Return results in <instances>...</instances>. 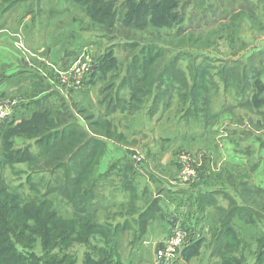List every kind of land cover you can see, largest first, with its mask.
Here are the masks:
<instances>
[{"label": "rangeland", "instance_id": "1", "mask_svg": "<svg viewBox=\"0 0 264 264\" xmlns=\"http://www.w3.org/2000/svg\"><path fill=\"white\" fill-rule=\"evenodd\" d=\"M79 1L80 3H77L75 0H2L0 10H3L2 8L6 7L5 10H7L6 12L8 17H12V25L8 26L7 31H5L7 36L10 38L9 41L12 42L14 49V42L17 40L14 36H12V34L20 32L12 31L10 29H13V27L16 28L18 23L22 21L24 15L28 13V15L31 16L30 19L32 22L30 23H37V25L38 22L39 24L41 23L40 25L43 26L42 31L44 32V36L49 35L50 47H54V58L57 59L61 57V59H64L63 64L66 66L62 67L59 65L63 70L68 68L71 62L83 51L88 53L90 52L94 56L95 63L102 58L103 65L100 66L99 69H96L92 73L91 71L93 69H90L83 76V79L80 82V88H83L84 90L80 93L77 87H66L65 85L57 86L56 81H58L59 77H57V75H59V73L57 72L56 74L53 71L55 70L53 67H57V65L50 61L49 57L43 58L40 55L37 56L36 54L30 57L31 63H34V60L40 62L41 64L44 63L47 66L43 67L40 63L38 64L44 69L48 67L49 72L52 71L51 76H49V72H47L48 75H45L49 78V81H52V88L57 90V92H52L54 93V95L51 94L52 100L55 101V103L57 102L60 104L61 111L63 113H67L68 116L64 121L69 125H65L68 127L73 126V128L77 131L81 129L83 133V137L81 139L86 141L88 138H95V133L91 131V128L94 131H97V129L94 124L93 126L91 125V121L97 119L101 113H99L101 110V104L99 101L105 95H109L108 98L116 95V87L119 83V79L125 72L124 64L130 58L132 53H136L140 47L138 46L137 48L132 49L129 46H125L124 44L127 41H136L138 44L154 41L164 47V56L157 60L156 72H160L165 67V63L171 61L176 54H183L186 51L192 52V55H195L196 58L198 57L197 59L193 58L194 60H189L185 57L181 58L177 64L178 69H180L179 72H184V77L187 81H190L192 70L197 67V64L200 61L205 62L204 60H201L205 56H213L220 59L218 61H222L221 59H226L231 56H243L249 54L253 51L252 47L258 46L257 44L259 39L263 38L264 35V10L254 14L253 9L248 8L246 13L240 12L238 13L239 16H236L234 19H229L228 21L221 23L225 25L218 24L214 27L211 26L215 23L212 19H216L218 16L222 17L227 15V13H231L236 10L240 3L238 0H233L232 2L228 1L229 3H227L226 0H186V8L182 11V18H180L181 13H178L176 17H173L170 28L161 24L160 19L163 13L168 15L172 12V5H174V1L176 0H166L162 3V6L150 12L148 16V24L141 30L135 29L131 25L122 24L121 19L116 16L114 26L109 30L104 23H99L96 20V17L94 18L96 14L88 13L89 8H85V6H83L84 4L81 5V0ZM107 1L108 2L103 4V9L105 10L106 8H109V6L115 5V9L117 7L115 13L118 12L122 17L129 8L128 1L131 0ZM151 1L153 0H141L140 4L142 6H146V2ZM177 1L180 2L184 0ZM137 3L136 6L138 7ZM192 4L195 8L191 6ZM207 5L210 7L209 10H206ZM93 6H97V4H93ZM21 15L22 17L20 18ZM179 27H182L183 29L180 34H175L173 36L166 34L168 32H174ZM20 37H23L22 34H20ZM23 39L24 38H22V41L24 42ZM16 51L19 52L18 50ZM21 56L20 59L24 61L26 67L31 69L27 71H31L33 73H39V71H42L38 66L35 67L40 70H36L37 68L31 66ZM259 59L260 57L255 59L256 62H253L254 65L259 64ZM189 61H193L192 64L194 67L188 64ZM108 64L110 65L107 66ZM237 70L240 74V67ZM259 70L261 71L259 77H261V81L264 83V67H260ZM211 71H214V69L211 68ZM114 72H117V75H113ZM179 72H176L178 78H180ZM239 74H236L233 78H236ZM26 79L27 76L25 77V80ZM212 79L214 81L209 83L210 86H208L207 91L208 94H206L209 98V102H206V107L211 109V113L213 111H217L220 114H218L217 117H210L207 128L202 127L203 119L201 117L197 120H194V117L192 116L181 119V112L177 111L178 109L174 106L172 107V113L167 115L166 120L168 124L165 121L164 124H161L162 126H158L159 130L157 133L162 134L164 132L162 129L163 127L168 126V128H170L176 126L177 128L178 122L185 123L188 121V124H185L187 126L185 128L190 130V127L195 131H199V135L197 131V135L194 139H186L183 141H181L180 137L176 136V133H174L172 144L163 149L164 155L166 156V154L170 153L172 159L177 162L178 166L179 156L181 154H186L188 158L193 160L194 170L197 174L199 173L198 175H200L196 181L191 182V180H189L188 183H176L187 187H197L203 183V185L206 186V189L207 187L217 188L222 185L223 176V178L230 179V182L248 180L247 183H250L251 186L264 187V126L258 125L259 112L262 108H253V110H251L249 106L245 105V103H241L242 101L250 99L254 87L253 85H250L248 91L243 93L244 96H242L239 94L240 88L237 83L239 81L241 82V78L240 80H235L236 82L232 84V86H228V84L225 86L216 74ZM39 81L41 82V80ZM46 81L48 82V80ZM110 81L114 82V88L108 90L104 87V85ZM174 83L179 90L183 91L182 93L190 91L188 88L179 87L177 82ZM22 90L23 88L19 91L16 90L10 93L21 94ZM34 90L26 92L27 96L21 94V99H25L26 97L29 100H32L31 98L33 95L38 92L37 90L33 93ZM174 91L175 90H171L169 94L170 96L173 95L174 100H178L182 93L177 94V92ZM154 94L155 93L152 92L150 97H142L144 98L142 101L138 100V102H136L132 100V97H130V92L127 86H124L118 95L124 97L125 103L119 102V104H116L118 108L126 107V109H113L115 111H109L108 113L113 114L114 112L125 111L126 116L122 118L116 126L111 123L113 126L110 125L109 127L99 128V131L104 130L102 128H105L106 132L110 131L112 133V138H106L104 140L105 144L102 146L103 152L100 155L97 164H94L93 166V170L95 168L97 173H101V179H99L96 183L93 189V195L88 197L86 203L81 204L79 209L86 210L92 207L95 211L94 217L102 224L107 221L112 223L116 221L123 222V219L131 215L135 210L133 205H126L128 202L127 199L131 198V196H135L132 187L134 186V179L133 181L129 180V184H127L126 181L128 177L130 178L132 175L136 176L139 169H142L145 167V164H147V155L150 153L148 147L151 135L146 136V133L136 132V134H134V142L127 141L126 139L121 140L122 132L120 127L122 126V123L123 128H125L128 124H130L131 120H135L133 125L143 124L142 121L145 118H137L134 114L140 109L148 111L149 106H151L150 100H152ZM46 96H49V94ZM9 97L10 96H8V98ZM6 98L7 97H5V99ZM177 100L176 104L178 103ZM33 102H30L33 106L30 109L37 107L34 106V103L36 102ZM204 106L205 105H201L199 107L204 108ZM19 107H21V103ZM51 110L53 109L51 108ZM16 112L15 115H17ZM29 114L30 112L25 115L27 116ZM105 117L107 119L109 118V115H105ZM108 121L112 122L109 119ZM214 125L215 130L212 128ZM2 126L3 123H0V128ZM201 128L203 131L199 130ZM147 129H150L149 125ZM168 134H170V132H168ZM67 135H69V133ZM1 137L2 136L0 135V145ZM216 137L217 139L223 138L225 140L222 139L223 143L222 141L219 144L218 142L214 143ZM153 138L155 137L153 136ZM108 139H113L114 142H109ZM119 141L122 144H117ZM15 142V146L17 145V147H19L24 146L28 140L17 138ZM29 142L32 143V141ZM224 142L226 143V147L223 146ZM87 143L94 148V156L97 159L101 150V145H97L93 141H87ZM108 143H111L109 147L107 145ZM31 149L32 151H35L36 147L32 145ZM114 151L115 154H117L116 157L114 156ZM133 153H137L141 156L144 164L135 165V163L131 160L133 159L131 157ZM211 155L214 160V165L212 164V161L210 162ZM150 156L154 155L150 154ZM221 160L223 161L220 162ZM205 162H208L207 166H205ZM202 165L204 169L201 171L200 169ZM109 167H111V170L107 172ZM28 168L29 167H27L26 163H18L12 167L6 166L4 168H0V171L11 187H16L23 194L31 196L34 195L36 191H32L28 182H26L25 172L27 173L29 170ZM134 168L137 169L136 173ZM218 172L222 176L219 175L216 180V173ZM206 173V176H208L209 173L212 174L209 177L203 176ZM102 174H105V176H102ZM122 174L123 176L124 174L126 176L123 177ZM176 176L177 174L175 175V178ZM39 177L40 175H35L32 179L35 182H38L40 180ZM53 179L56 184L60 183L59 177L44 173L43 184L39 190L43 191L47 183L52 182L51 180ZM135 183H137V181H135ZM230 193L237 199V202H240L239 194L236 191ZM195 196L191 195L188 198L190 200V208L189 210L187 209L186 214H193L192 209L194 208L197 200ZM49 197L54 201L58 210L63 214H69L73 211L70 203L67 202V199H64L59 192L52 191ZM215 197V203H212L213 208L209 211L206 210V207L210 205L208 202L204 203L198 209L199 214H203L205 217L203 219L204 228L201 230L207 232L206 236L202 232L204 242L202 247L199 249L198 254L193 255L189 259H180L177 257L169 264H222V259L220 257L217 255L211 256L210 243L215 237L214 229L217 227L216 219L219 217L217 207H226L228 203L227 199H224L220 194H216ZM134 199L135 205V203H137V198L134 197ZM145 199L147 200V198ZM130 200L131 199H129V201ZM149 201L151 200L149 199ZM157 203L159 202L157 201L156 204ZM243 203L248 205V203H250V199L248 198V203L243 200ZM253 204L255 205V203ZM157 206L158 204L156 207ZM126 211L131 213H127ZM242 215L243 214L237 215L233 219L235 224L233 239L240 240V244L237 246L239 253L235 252V255L237 256L234 257H240L241 259H238L241 264H250L255 258L254 250L257 249V247L259 248L261 243L264 241V218H259L257 215ZM183 221L185 220L183 219ZM178 222L181 223L179 220ZM128 224L131 225V223ZM197 225H199V227L203 225L202 221H200V224L197 223ZM133 228H135V225H131L126 228V230L120 232L119 235L115 236V238L110 237L112 235L105 230L103 232L105 235L103 236V233L102 236L98 235L93 240V243L103 246L105 251L104 253H108L109 250L111 251L113 242L116 241L117 247L115 248H117V251L120 254L122 264H153L155 241L147 239L146 242L143 240L141 242L139 240H135L136 237L133 236ZM105 239L108 240H106L104 244ZM34 248L37 253H43V248L40 245V242H37ZM89 251L90 249L87 245L75 242L71 244L67 250L70 256L73 255L70 257L71 259H69V261L72 260V262L77 264H86L88 263H85L87 259L86 255L90 253ZM111 257L115 258L113 255H111ZM94 262L97 263V260H94Z\"/></svg>", "mask_w": 264, "mask_h": 264}, {"label": "trees", "instance_id": "2", "mask_svg": "<svg viewBox=\"0 0 264 264\" xmlns=\"http://www.w3.org/2000/svg\"><path fill=\"white\" fill-rule=\"evenodd\" d=\"M75 1L80 3L79 0ZM165 1L153 0L146 2V6L140 4L141 0L128 1L129 8L122 17L118 12L115 13L117 10L115 5H111L105 10L103 9V4L108 2L107 0H81V5L84 4L85 8H89L88 13L96 14L94 18L96 17L99 23H104L109 30L114 26L115 16L121 19L122 24L131 25L133 28L141 30L148 24L150 12L162 6ZM185 2L186 0L174 1L172 12L168 15L162 14L161 24L170 28L173 17L181 13L180 18H182V11L186 8ZM93 4H97V6H93ZM191 6L195 8L193 4ZM207 9H210L209 5L206 6ZM236 16L239 15L237 14L231 18L218 16L216 19H212L215 23L211 26L214 27L229 19L232 20ZM182 31V27H179L174 32L166 34L173 36L180 34ZM124 45L132 49L140 47L125 62V72L119 79L116 95L109 98V95H105L99 101L101 104L99 117H102H97V119L91 121V125L93 126L94 124L97 131L91 128V131L95 133V138H88L87 141H93L97 145H101L97 159L94 156V148L86 140L81 139L83 137L82 130L77 131L73 126L68 127L65 125L68 124L64 121L68 115L60 110H51L46 106H39L31 110L27 116L17 117L14 114L11 120L3 123L0 128V135L2 136L0 168L26 163L27 167H29L27 173L25 172L26 182H28L32 191H36L31 196L23 194L18 188L11 187L0 171V264H77L72 262V260L69 261L73 255L70 256L67 252L68 247L75 242L89 247L90 253L86 255L85 263L88 262L86 264H122L120 254L115 248L117 247L116 241L113 242L111 251L104 253L103 246L93 243V240L98 235L102 236L105 230L112 235L110 237L115 238L126 228L135 225L133 236L136 237L135 240L142 242V237L148 227V220L154 212L157 198L149 201L147 208L138 212L136 217L134 211L131 215L125 217L123 222L116 221L112 223L106 220L107 222L102 224L94 217L95 211L92 207L86 210L79 209V206L85 204L88 197L93 195V189L98 180L101 179V173H97L95 168L93 170V166L97 164L103 152L104 140L112 138V133L110 131L106 132L105 128L99 131V128L112 125L105 117V115H109V111L126 109V107L118 108L116 104H119V102L125 103L124 97L118 95L124 86H127L130 97L136 102L138 100L142 101L144 99L142 97H150L152 92H154L155 94L150 100L151 106L148 108V113L153 114L160 103L163 108L172 104L173 95L170 96L169 94L171 90H175L174 92H177V94L183 92L175 86L174 82H177L179 87L190 89V91L182 93L178 100L176 99L178 101L177 111L181 112L182 118L192 116L194 120H197L201 117L203 119L202 127L207 128L210 117H217L220 114L217 111L211 113V109L206 107V102H209L206 94H208L209 83L214 81L212 79L213 76L216 74L225 86L227 84L232 86L236 82L235 80H240L241 78V82H237L240 88L239 94L244 96L243 93L248 91L250 85L254 87L250 99L241 103H245L251 110L253 108H262L259 112L258 125L264 126V83L259 77L261 74L259 68L264 67V44L258 46L257 50H253L249 54L231 56L221 59L222 61H218L220 59L213 56H205L202 59L199 57L205 62L200 61L197 67L192 70L190 81L186 80L184 72H179L180 69H178L177 64L181 58L197 59L198 57L196 58L195 55H192V52L186 51L183 54H176L171 61L165 63V67L160 72H156L157 60L164 56V47L162 45L154 41L144 44H138L136 41H127ZM258 57H260V62L258 65H254L253 62H256L255 59ZM192 63L193 61H189L188 64L194 67ZM102 65V58H100L94 64L91 73ZM239 67L240 74L237 70ZM211 68L214 71H211ZM176 72L180 73V78L177 77ZM115 74L117 75V72L113 73V75ZM236 74H239V76L233 78ZM113 84L114 82L110 81L104 87L111 90L114 88ZM201 105H205L204 108H200L199 106ZM68 133L69 135H67ZM17 138L28 140V142L24 146L17 147V145L15 146ZM29 141H32V143ZM32 145L36 147L35 151H32ZM202 169H204L203 165L200 170L202 171ZM110 170L111 167L108 168L107 172ZM44 173L59 177L60 183L56 184L53 179L51 180L52 182L47 183L43 191L39 190L43 184ZM211 174L209 173L206 176V173L203 176L209 177ZM35 175H40L38 182L32 179ZM216 175V180L219 175L222 176L219 172ZM102 176H105V174H102ZM125 176L124 174L123 177ZM128 178L127 184H129ZM247 181L230 182V179L222 176V185L214 190H209L210 192L208 193H203V195L198 196V193L195 194L197 195L195 196L197 199L196 203L200 206L207 202L215 203L216 194H220L224 199H227L228 204L226 207H217L219 217L216 219L215 237L210 243L211 256L217 255L220 257L222 264H241L239 261L241 258L234 257L237 256L235 252H238L237 246L240 244V240L233 239V230H235L234 217L245 214L264 218V187L251 186ZM52 191L59 192L64 199H67V202L73 208L71 213L63 214L58 210L54 201L49 197ZM233 191L239 194L240 202H237V199L231 195L230 192ZM134 197L131 196L129 198L131 200H128L126 205L134 206ZM248 198L250 203H248ZM243 200L248 205L244 204ZM189 201L188 199V204L190 203ZM128 223H131V225ZM181 225L188 231L189 236L180 251V256L183 259H189L193 255L198 254L199 249L203 245L204 237H193L194 230L198 229L197 224H190L182 220ZM104 235L105 233H103ZM106 240L108 239L104 240V244ZM37 242H40L43 248L42 254L35 251L34 247ZM111 255L115 258L111 257ZM254 257V261H251L250 264H264V241L259 248L257 247L254 250ZM94 260H97V263Z\"/></svg>", "mask_w": 264, "mask_h": 264}, {"label": "crops", "instance_id": "3", "mask_svg": "<svg viewBox=\"0 0 264 264\" xmlns=\"http://www.w3.org/2000/svg\"><path fill=\"white\" fill-rule=\"evenodd\" d=\"M226 1L227 3H229L232 2L233 0H226ZM1 2L2 0H0V7H1ZM238 2H240L238 8L233 12L224 15L226 16V18L229 17L231 18L240 12L246 13L248 8L253 9L254 14L258 12H262V10H264V0H238ZM5 8L6 7L2 8L3 10H0V101L8 96L16 97L19 100V105L21 103V107H18L19 109L17 108L18 110H16L17 117L28 114L33 109V108L30 109L31 107H33L30 102L33 101L36 102V103L33 102L34 106L37 107L46 106L50 109L52 108L53 110L55 109L61 111L60 104H58L57 102L55 103V101H53L51 97V94L54 95V93L52 92H57V90L52 88L51 85L52 81L51 80L49 81V78L45 76L48 75L47 72L49 71H48V67H46L45 69L43 67L47 65H45L44 63L41 64L40 62L34 60L35 62L32 64L34 66H38L42 71H39L40 69H38L37 67L35 68H37L36 70H38L40 74L38 72H35L36 73L35 74L31 71H27L31 69L26 67L24 61L20 59L19 53L13 48L12 42L9 41L10 38L7 36L6 31H7V27L12 25L11 24L12 17H8L6 12L7 10H5ZM21 17L22 15L20 16V18ZM30 17L31 16H29L28 13H26V15H24V17L22 18V21L18 23V26L16 28L13 27V29L10 30L19 31L20 34H22L23 36L22 38H24L23 40L26 47L32 53L36 55H40L43 58L49 57V60L52 61L55 65H57V67L59 68H60L59 65L65 67L66 65L63 64L64 59H61V57L57 59L54 58L55 57L53 51L54 47H50L49 35L44 36V32L42 31L43 26L40 25L41 23L39 24L38 22V25L37 23L34 24L30 23L32 22ZM28 22L30 25L28 24ZM263 44H264V35L263 38L259 39L257 45L260 46ZM258 46L252 47L253 48L252 50H257ZM38 63H40L41 66L43 67H40ZM51 73L52 71L49 72V76H51ZM26 76L27 79L25 80ZM39 80H41V82ZM46 80H48V82ZM22 88L23 90L21 91L22 92L21 94L24 96H27L26 92H29L30 90L37 89L38 92L35 95H33V97L31 98L32 100H29L26 97L25 99H21L22 97L21 94L10 93L16 90L19 91ZM37 90H34L33 93H35ZM78 90L81 93L83 92L84 89L78 88ZM48 94L49 96H46ZM173 106L178 109L176 100H174V98L172 100V104L169 107L163 108V105L160 103L159 107L153 114L148 113V111L145 109L144 110L140 109L141 111L140 110L136 111L134 115L137 116V118L139 117L145 118L142 121L144 125L142 123L141 125L139 124L133 125V122L135 120H131L130 124H128L125 128H123L122 123H121L122 126L120 127V130L122 132L121 140L126 139L127 141L134 142V134H136V132L146 133V136L151 135L150 143L148 147L150 153L148 154L149 156L147 155V161H146L147 164H145V167H143L142 169H139L138 173H136L137 169L134 168L136 176L132 175L129 178V180L132 181L134 179V183H133L134 186L132 187H133V193L137 198V203H135L134 205L135 217L138 212H141L147 208L149 199L152 200L154 198H157V201L159 202L157 203L158 204L157 207H156L157 204H155L154 212L151 215V218L148 220V225H147L148 229L146 230V232L142 237V240L144 242H146L147 239L151 241H157L165 237V235L169 231V227L173 224V222L177 220L182 221L183 219L185 221L190 219L186 222L194 225H196L197 223L200 224V221H202L203 225H201L200 227L199 225H197L198 229L194 230L195 231L193 235L194 238L201 237L202 232L203 234H205V236L207 234L206 231L201 230L202 228H204L203 219L205 217L203 214H199L198 209L201 206L198 203H196L194 205V208L192 209L193 214H189V213L186 214L187 209L189 210L190 208L188 204V198L191 195L195 196L196 193H198V196H200L203 193H208L210 192L209 190H214L216 188L207 187L208 190L204 192L206 186H204L203 183L197 187L195 186L187 187L182 184L176 183L177 181L175 180V175L177 174L180 165L179 166L177 165V162L172 159L170 153L166 154L165 156L163 152V149L166 146L172 144L174 133H176V136L180 137V140L183 141L186 139H194L195 136L197 135L198 130L195 131L193 128L190 127H189L190 130H188V128H185L187 127L185 125L188 124L187 122L185 123L178 122L177 128L176 126L170 128H168V126L167 127L165 126L162 128L164 130L162 134L157 133L159 130L158 126H162L161 124L162 123L164 124L165 121L167 123L166 120L167 115L172 113ZM125 116H126L125 111L114 112L113 114H109V118H107V120L108 119L111 120L112 121L111 123L114 126H116L119 124V121L122 120V118H124ZM148 125L150 126L149 130L147 129ZM212 128H214L215 130V125L212 126ZM199 130L203 131L202 128ZM168 132H170L171 135L168 134ZM198 135H199V131H198ZM153 136L155 138H153ZM222 139L221 138L217 139L216 137L214 143L218 142L219 144L221 141L223 143V140L225 139L223 140ZM108 140L109 142H114L113 139H108ZM119 143L120 141L117 144ZM107 145L109 147L111 143H108ZM223 146L226 147L225 142ZM150 154L154 156H150ZM114 156L115 157L117 156V154H115V151H114ZM212 158L213 157L211 155L210 162L212 161V164L214 165L213 163L214 160ZM223 160H221L220 162H222ZM207 165L208 162H205V166ZM135 181H137V183H135ZM145 198H147V200ZM128 200L129 199H127V201ZM212 203L213 202H211L210 205L206 207L207 211L213 208ZM178 258L182 259L180 255L178 256Z\"/></svg>", "mask_w": 264, "mask_h": 264}, {"label": "built area", "instance_id": "4", "mask_svg": "<svg viewBox=\"0 0 264 264\" xmlns=\"http://www.w3.org/2000/svg\"><path fill=\"white\" fill-rule=\"evenodd\" d=\"M12 36L15 37L17 41L14 42L15 49L20 52V56L25 59L31 66L35 67L31 63L30 57L34 55L22 41L20 33H13ZM18 52V53H19ZM38 56V55H37ZM95 64L94 56L89 52L83 51L80 55L74 59L70 66L66 69H61L59 67H53V70L57 75L58 81H56L57 86L62 85L66 87L80 88V82L87 71L93 68ZM19 107V101L16 97H7L0 101V123H5L10 121L15 114L17 108ZM133 159L132 162L135 165H140L144 161L141 156L137 153L131 155ZM180 165L179 171L175 180L179 183H188L189 180L196 181L200 175L194 170L193 160L188 158L186 154H181L178 159ZM189 233L177 221L173 222L169 231L165 237L154 242V262L153 264H169L175 260L180 254L182 247L186 244L188 240Z\"/></svg>", "mask_w": 264, "mask_h": 264}, {"label": "flooded vegetation", "instance_id": "5", "mask_svg": "<svg viewBox=\"0 0 264 264\" xmlns=\"http://www.w3.org/2000/svg\"><path fill=\"white\" fill-rule=\"evenodd\" d=\"M144 163V162H143Z\"/></svg>", "mask_w": 264, "mask_h": 264}]
</instances>
